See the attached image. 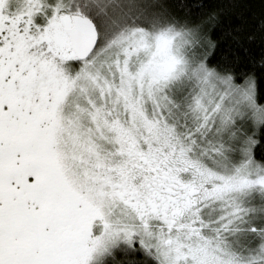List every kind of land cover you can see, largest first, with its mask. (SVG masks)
Segmentation results:
<instances>
[{
  "label": "snow or ice",
  "instance_id": "6c2138e0",
  "mask_svg": "<svg viewBox=\"0 0 264 264\" xmlns=\"http://www.w3.org/2000/svg\"><path fill=\"white\" fill-rule=\"evenodd\" d=\"M0 264H264V0H0Z\"/></svg>",
  "mask_w": 264,
  "mask_h": 264
},
{
  "label": "trees",
  "instance_id": "16d2710c",
  "mask_svg": "<svg viewBox=\"0 0 264 264\" xmlns=\"http://www.w3.org/2000/svg\"><path fill=\"white\" fill-rule=\"evenodd\" d=\"M227 45H228V41L225 40V41L223 42V44H222V47L227 48ZM256 52H257V54H258V50H256Z\"/></svg>",
  "mask_w": 264,
  "mask_h": 264
}]
</instances>
